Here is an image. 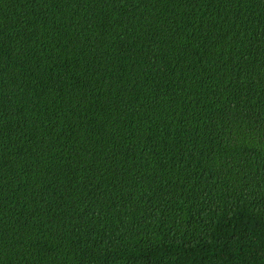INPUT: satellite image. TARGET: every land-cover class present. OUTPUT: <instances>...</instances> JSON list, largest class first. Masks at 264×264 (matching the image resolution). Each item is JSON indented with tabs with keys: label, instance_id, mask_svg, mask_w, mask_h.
Returning <instances> with one entry per match:
<instances>
[{
	"label": "trees",
	"instance_id": "16d2710c",
	"mask_svg": "<svg viewBox=\"0 0 264 264\" xmlns=\"http://www.w3.org/2000/svg\"><path fill=\"white\" fill-rule=\"evenodd\" d=\"M0 264H264V0H0Z\"/></svg>",
	"mask_w": 264,
	"mask_h": 264
}]
</instances>
